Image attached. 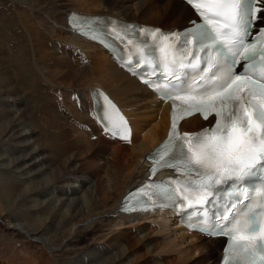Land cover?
<instances>
[{
  "label": "bare ground",
  "instance_id": "1",
  "mask_svg": "<svg viewBox=\"0 0 264 264\" xmlns=\"http://www.w3.org/2000/svg\"><path fill=\"white\" fill-rule=\"evenodd\" d=\"M7 1L0 0V33L8 47L0 57V264H215L222 240L191 234L160 209L122 213L126 193L149 174L148 154L166 136L169 107L119 69L106 47L66 21L77 11L166 30L191 23L192 10L180 0ZM50 61L58 79L48 75L54 72ZM93 87L99 89L95 98L108 105L107 97L127 121L128 141L96 129ZM67 122L73 138L63 129ZM209 122L194 116L182 128ZM76 125L89 128L88 136ZM80 156L90 173L76 166ZM136 244L146 255L137 254ZM58 255H71L72 262Z\"/></svg>",
  "mask_w": 264,
  "mask_h": 264
},
{
  "label": "snow or ice",
  "instance_id": "2",
  "mask_svg": "<svg viewBox=\"0 0 264 264\" xmlns=\"http://www.w3.org/2000/svg\"><path fill=\"white\" fill-rule=\"evenodd\" d=\"M186 2L201 22L180 33L143 29V47L137 49L130 65V69H145L143 76L155 75L156 79L143 82L155 86L153 90L162 102L171 101L170 131L154 149V164L185 176L170 181L175 188L167 186L168 178L155 183L154 195L166 201L159 207L179 203L197 208L200 220L193 227L202 235L229 238L222 264H264V181L255 186L245 183L257 166L264 165V27L257 26L264 21V0ZM256 4L261 7H254ZM74 25L83 35L91 32L93 40L107 35L90 26L85 30L76 21ZM129 27L135 28L124 25L121 30ZM149 34L154 37L151 44ZM172 37L178 40L169 44ZM108 43L111 45V40ZM104 99L111 109L119 111L111 100ZM197 113L206 121L211 117L210 126L194 133H178V119ZM101 119L109 121L110 117L106 112ZM120 120L124 132H129L127 121L122 116ZM109 130L106 125L105 131ZM120 138L128 140L129 136L122 133ZM150 171L155 174L157 168ZM229 183L232 187L222 204L223 212L212 224L206 208L217 197L225 199L221 189ZM127 203L125 210H129Z\"/></svg>",
  "mask_w": 264,
  "mask_h": 264
},
{
  "label": "rangeland",
  "instance_id": "3",
  "mask_svg": "<svg viewBox=\"0 0 264 264\" xmlns=\"http://www.w3.org/2000/svg\"><path fill=\"white\" fill-rule=\"evenodd\" d=\"M137 2V0H135L134 1V3H136ZM10 4V1L8 0L7 1V4L6 5H8V6H10L9 5ZM129 6H130V4H129ZM132 7V6H131ZM19 9L20 10H24L25 8H24V4H19ZM29 17V16H28ZM23 19H24V21L25 22H27V19H25L24 18V16H23ZM139 19H145V18H139ZM28 23V22H27ZM18 29V32H19V34L18 35H21L22 34V32H23V30L21 29V28H17ZM32 35H34V34H32ZM31 35V36H32ZM0 47H1V50H0V57H5V56H7L8 55V47H7V42L5 41V40H3V38H2V34L0 33ZM29 48H30V45H29ZM2 52V53H1ZM74 57H78L77 55H76V53L73 55ZM32 59L35 61V58H34V56H32ZM47 59V58H46ZM51 61H53L54 62V60H51ZM50 61V62H51ZM49 63V62H48ZM47 63V68L48 69H51L52 71H54L55 72V67L53 66V63L51 62V63H49L48 64ZM52 64V65H51ZM9 68H10V64H9ZM52 71H50L49 70V72L48 73H50V72H52ZM54 72L53 73H50V74H48L49 76H52L53 77V79L56 77L57 79H58V77H60V75L58 76L57 75V70H56V72H55V74H54ZM52 74V75H51ZM56 75V76H55ZM56 80V79H55ZM56 81H58V80H56ZM58 92V91H57ZM61 94V93H60ZM59 95V92L58 93H56V95H55V97L56 96H58ZM68 93H66V92H64V94H63V97L61 98L62 100H64L65 102H66V106H69V105H71V103H70V101L68 100ZM70 97V96H69ZM56 98H58V97H56ZM16 107L14 106L13 107V109H15ZM73 113V112H72ZM1 114V113H0ZM62 115H64V116H68V117H70V118H72V117H74V115H71V113H70V111L69 110H66V111H64V109H63V112L61 113ZM78 116H77V115ZM81 113H80V111H76L75 112V115L77 116V118L79 117L80 118V115ZM0 116H2V115H0ZM75 116V117H76ZM38 123V122H37ZM68 123V122H67ZM39 124V123H38ZM41 124V123H40ZM65 126V128H63L64 129V131H67V132H69L70 134H72V136L70 137V138H73L74 136H75V134L76 133H74V132H72V127H69V126H71V124H65L64 125ZM76 127H78L80 130H83L84 131V129H82V128H80V126L79 125H76ZM70 129V130H69ZM85 132V134L87 135V132H86V130L84 131ZM44 133V132H43ZM69 134V135H70ZM37 135L39 136L40 134L37 132ZM88 136V135H87ZM94 136H91L89 139L90 140H92V141H94V142H97V139H96V137H94ZM9 147V146H8ZM8 147H3L1 150L3 151V154H5V156H9V149H10V147H9V149H8ZM5 149V150H4ZM8 149V150H7ZM8 152V153H7ZM9 159H12L11 157L9 158ZM7 164H8V160L7 161H5ZM75 162L77 163V165L76 166H78V168L79 167H81V168H83V169H81L83 172H88V173H90L88 170H86V168H84L83 167V164H84V162H83V160L81 159V156L80 157H77L76 158V160H75ZM101 165V164H100ZM80 170V171H81ZM83 174H87V173H83ZM91 179H93V181L94 182H96V180H97V176H91ZM98 182V181H97ZM119 237H121L122 238V236L121 235H119ZM133 240H135V241H137L136 239H133ZM131 241V240H130ZM129 241V242H130ZM127 246H129V244H127ZM132 248H134L135 249V251H137V254H145L146 255V251H142L141 250V246L140 245H138V244H136L134 247H132ZM131 248V249H132ZM130 249V250H131ZM133 252V250H131L130 251V253H132ZM135 255H133L132 257H134ZM71 259H72V257H71V255H58V260H61V261H69V262H72L71 261Z\"/></svg>",
  "mask_w": 264,
  "mask_h": 264
}]
</instances>
